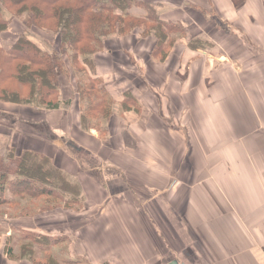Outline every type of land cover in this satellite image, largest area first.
<instances>
[{
	"label": "crops",
	"instance_id": "1",
	"mask_svg": "<svg viewBox=\"0 0 264 264\" xmlns=\"http://www.w3.org/2000/svg\"><path fill=\"white\" fill-rule=\"evenodd\" d=\"M143 1L161 3L158 15L164 20L188 22L183 14L198 11L186 2L203 11L212 9L218 17L235 22L255 50L264 49V0ZM170 11L175 12L167 16ZM191 19L202 30L193 35L210 39L223 55L189 48L188 32L194 27L187 26L186 37L178 39L161 64L170 81L163 90L142 84L134 68L125 66L123 53L116 51L124 44L112 46L109 55L102 51L93 56L98 75L116 101L104 138L95 129L82 130L78 98L63 97L62 90L61 99L73 103L68 110H54L60 111L57 116L54 111L0 102V136H6L8 145L49 157L77 180L83 208L65 210L70 213V230L64 237L69 234L68 254L86 259V264H264V102L254 103L251 114L245 91L256 92L257 87L245 79L238 81L232 65L224 64L229 44L238 38L213 31L207 21ZM24 29L15 18L10 33L1 34L3 48L8 49L18 37L13 34ZM150 38L144 60L149 57L151 62L155 38ZM250 53L263 60L258 52ZM237 56L240 62L246 58L243 51ZM115 60L118 73L112 74L110 61ZM110 76L122 78L112 85ZM147 88L165 92L159 111ZM127 91L139 101V112L121 110ZM73 107L76 114L71 113ZM27 109L40 111V117ZM233 110L238 115L235 111L231 115ZM184 112L187 115L181 116ZM172 120L177 128L169 126ZM31 124L54 143L34 132ZM19 125L27 131H19ZM24 219L29 218H15L14 226L42 233L35 225H24ZM2 226L10 230L12 225ZM1 255L0 264H30Z\"/></svg>",
	"mask_w": 264,
	"mask_h": 264
},
{
	"label": "trees",
	"instance_id": "2",
	"mask_svg": "<svg viewBox=\"0 0 264 264\" xmlns=\"http://www.w3.org/2000/svg\"><path fill=\"white\" fill-rule=\"evenodd\" d=\"M191 3L188 7L196 9L203 17L207 15V11ZM136 7L144 12L141 15L134 13L133 8ZM14 17L21 18L27 28L53 33L57 36L58 45L57 49L46 51L23 34L18 35L8 49H4L0 42V102L31 106L36 110H68L73 102L72 99H61V82L63 77L71 76L78 95L80 127L86 132L95 129L100 136L106 135L107 128L106 125L100 126L99 118L106 122L116 103L103 78L98 75L93 59L95 54L104 51L107 38L112 35L128 36L140 29L141 37L155 38L151 59L163 62L175 42L186 37L188 26L186 21L164 20L153 4L143 0H0V39ZM214 26L220 29L217 19ZM188 47L204 50L215 45L210 39L195 35L189 39ZM120 107L122 111L141 110L139 101L130 91L123 93ZM30 126L34 132L52 140L35 124ZM8 194L19 199L26 195L32 199H43L39 210L35 209L37 205L22 207L20 202L15 201L17 207L11 214L14 218L54 211L60 207L75 212L83 208V204L76 205L71 199L63 205L58 202L65 194L80 197L81 200L80 186L76 179L55 166L49 157L33 150H18L15 147L0 149V215L9 214L2 211L10 200ZM0 229L7 230L1 223ZM10 230L28 231L17 226H12ZM20 237L29 241L30 245L21 247L17 255L13 254L10 245H5L3 253L10 260L37 262L35 248L47 249L44 245L49 236L31 233L30 230V233H20ZM46 259L56 263L54 256L46 255ZM79 262L66 261L68 264Z\"/></svg>",
	"mask_w": 264,
	"mask_h": 264
},
{
	"label": "rangeland",
	"instance_id": "3",
	"mask_svg": "<svg viewBox=\"0 0 264 264\" xmlns=\"http://www.w3.org/2000/svg\"><path fill=\"white\" fill-rule=\"evenodd\" d=\"M236 2L240 3L241 0H232V3H236ZM188 3L190 4L191 2H186L187 6H188ZM150 4H153L155 6V9L157 12L161 7H163V6H161V3H150ZM170 8L173 9L172 7H170ZM133 11H134V13H137L139 15H141L144 12L141 8H138V7L133 8ZM174 12L175 11H170V12L165 13V14L168 16ZM189 12L191 13L192 16H188L186 13L183 14L184 15L183 20H188V27H190V28L194 27L193 32H188L189 38H192L194 36L193 34H196V33L202 31L201 26L197 25L191 19L192 17L193 18L197 17V19H199L200 21H207L211 25V27H212V25H215V21L217 19L219 21V25H220L219 31L223 32L225 35H228L230 37H235V38L237 37L238 38L239 42L234 41V42L229 44L230 52H228V58H227L228 61H226V58H225L224 64H226V65L231 64L232 65V68H234L233 73H235V76L238 75V77H236L238 79V81L243 82V80L245 79L246 83L251 84V85H249L250 87H252L253 89H254V86L257 87L256 92H255V89H254V91H252L249 88L245 91V96H246L245 98H247V100H249V102H251V104H252L251 107L248 108V110L250 112L254 111L255 110V109H253L254 103H258L260 99L264 102V49L259 48V49H256L257 50L256 51L255 48L257 46L256 47L254 46V44L251 42L250 38L243 32V30H241L242 32L238 30L239 28L235 22H233L230 19L228 20V19H222V18L218 17L217 15H215L213 10L212 11L210 10L207 13V15L204 17L201 13H198V12L195 13V12H192V10H189ZM5 15L10 16L8 13H6ZM15 18L20 19L22 21L21 18L14 17L10 23H12V21ZM22 24H23V22H22ZM23 26H24V24H23ZM212 28H213V31L218 30V29H216L215 26ZM14 30L15 29H12V31H14ZM8 31L10 33V30H8V29L5 32H8ZM140 32H141L140 29H136L131 34H129L128 36H124V37H119L117 35L109 36L105 42V49L103 52L109 55V53H111L113 51L112 46H115L116 44L117 45L124 44V47L122 49L118 48L116 51L123 53L122 56L124 57V59L126 61L125 66L134 68L136 75L139 74L138 80L142 84H149L150 85V83H152V86H154V88H156L158 90H163L165 88V85L170 83V81L165 79V76H164L165 72L161 68L162 62H160L159 59L155 58V59H152V61L150 62L149 57H147V60H144L145 55L147 53H149V51H150V46H151V43L153 40H151L150 36L144 37V38L141 37ZM18 33H19L18 31L15 32L13 34L14 37L17 35L23 34L27 38H31V40L34 41L37 45H39L43 50L51 51V50L57 49V45H58L57 36H55L51 32L41 31V30H38V29L32 28V27H30V28L25 27V29L23 31H21L19 34ZM177 42L178 41H176L175 44ZM126 43H128V44L125 45ZM203 51L207 55H213V56H219L221 54L223 55V53L220 49L218 51L217 49H214V48H207V49H204ZM242 51L245 53L246 58L244 61L240 62V58L237 55L239 52L242 53ZM250 51H252V53L258 52V54L260 55V57L263 58V60L260 61V60L256 59V57H252L253 54H251ZM140 54L143 55V58L138 59V56ZM248 55H250V56H248ZM147 56H148V54H147ZM109 57H111V56H109ZM150 57H151V53H150ZM237 57L239 60L237 59ZM220 59H222V56ZM118 62H119L118 60H115L114 62L110 61V65H111L110 73H112V74L118 73V68H119ZM139 63H141L143 66L141 67L140 65H138ZM221 65H223V64L222 63L219 64L218 67L222 70L221 71V74H222L223 68L221 67ZM121 78H122V76H115L113 79L110 76V77H108V79H109L108 81L110 82V84L113 85V83L120 82ZM165 80H166V82H165ZM173 82L179 83V81L175 80V78H173ZM73 88H75L74 79L71 76L69 78L63 77L62 82H61V89L63 91V97H68L67 95L72 94V98L74 100H76L78 95H77L76 91H75L76 94L74 93ZM147 91L154 95L155 104L157 107L156 109L159 111L158 105L161 104V96H162V94H165V92H161L160 94L158 92L154 93L153 88H147ZM234 96H235V98H238L239 96L242 97V95L238 96L237 94H235ZM249 102H248V104H249ZM113 106H114V104H113ZM174 106H175V103H174ZM184 108H186V107L184 105H182V109H184ZM27 110L32 113L33 117H36L37 115L40 117V115H41L40 111H35L33 109H30V110L27 109ZM121 110H122V108H121ZM48 111H50V110H48ZM74 111L76 114L77 109H75L73 107V109L71 110V113H74ZM234 111L235 110H233L231 112V115H234L233 114ZM53 113H54V115L57 116L60 114V111H54ZM173 114L175 117H177L176 112H173ZM251 114H253V112ZM183 115L186 116L187 112L186 113L184 112L183 114L181 113V116H183ZM235 115H238V113L236 111H235ZM98 117H100V116H98ZM99 119H100V126L104 127L105 126V120L101 119V117ZM91 121H93V123L95 122L92 119H91ZM8 123L10 124V122H8ZM174 123H175V121L172 120L171 124L169 126L171 128H177L176 127L177 125H175ZM55 125H56V123H55ZM19 127H20L19 131H21V129L27 131V129H28V127H26L24 125H22V126L19 125ZM7 128L8 129H10V128L14 129V127L11 125H7ZM21 132H23V131H21ZM105 136L103 135L102 138H104ZM50 142L54 143L51 140H50ZM9 147H10V145H8V143L6 141V137L0 136V149L9 148ZM7 198L10 200H9L7 205L3 206L2 211L8 212L9 214L8 215H4V214L0 215V223L2 225H3V223L7 224V227L10 225L14 226V224H15V221H14L15 218L12 217L11 214H13V211L16 210V207H17L16 202H18V203L20 202L22 207L37 205L35 207V209H38L41 206V203L43 201V199H32L27 195H26V197L19 199L18 197H14L11 195L9 196V194H8ZM68 199L73 200V203H75L76 205H79V203L82 204L80 197H76L74 195H67V194H65L63 197H60L58 202H60V204L63 205L64 202ZM60 208H61V210H60ZM60 208H57L54 211L50 210V211H44V212H39L38 211L39 209H38L35 212L38 211L39 213H36L32 216H22V218H29V219L23 220L24 225L29 226L28 228H30L31 225H35L34 226L35 228H41L39 230L42 231V233L35 232V231H31V233H35V234L43 235V236L45 234H46V236L49 235V238H48L46 244L44 245V246H46L47 249H44V251H43V250H40L38 247L35 248L34 258L37 262L34 263L31 260H26V262H28L30 264H47L49 262L50 264H52L51 263L52 261L46 259V255H50V256L55 257V259H56L55 264H68V263H66L67 260H80L81 262L74 263V264H86L85 263V262H87L86 259L84 260L80 257H77V256L75 257V256H71L70 254H68L70 252L69 250H67V249H69V240H68L69 234H65L67 236L64 237V231L70 230L68 227V220L70 219V216H69L70 213L68 211H65L62 207H60ZM45 212H47V213H45ZM22 213H23V211H22ZM43 213H45V215H43ZM31 219H34V220L30 221ZM22 232L30 233V230H28V231H23V230L21 231L20 230V231L15 232L13 230H2V229H0V249L3 252H5V245H10L11 249L13 251V254H16V255L19 254L21 247H23V246L25 247V246L30 245L29 241L21 239L20 233H22ZM51 233L53 235L52 237H51ZM41 248L43 249V247H41ZM1 254H5V253H2L0 251V261H1V256H2Z\"/></svg>",
	"mask_w": 264,
	"mask_h": 264
},
{
	"label": "built area",
	"instance_id": "4",
	"mask_svg": "<svg viewBox=\"0 0 264 264\" xmlns=\"http://www.w3.org/2000/svg\"><path fill=\"white\" fill-rule=\"evenodd\" d=\"M262 255H263V258H264V252H263V254H262Z\"/></svg>",
	"mask_w": 264,
	"mask_h": 264
},
{
	"label": "water",
	"instance_id": "5",
	"mask_svg": "<svg viewBox=\"0 0 264 264\" xmlns=\"http://www.w3.org/2000/svg\"><path fill=\"white\" fill-rule=\"evenodd\" d=\"M170 264H174V263H170Z\"/></svg>",
	"mask_w": 264,
	"mask_h": 264
}]
</instances>
